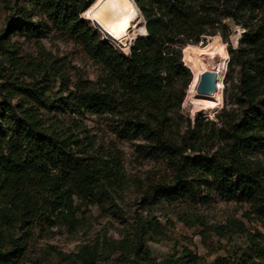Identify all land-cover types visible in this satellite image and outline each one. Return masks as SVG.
<instances>
[{
  "label": "trees",
  "instance_id": "16d2710c",
  "mask_svg": "<svg viewBox=\"0 0 264 264\" xmlns=\"http://www.w3.org/2000/svg\"><path fill=\"white\" fill-rule=\"evenodd\" d=\"M93 2L13 0L16 17L0 30V264H36L28 249L37 230L76 225L83 201L101 203L118 185L119 159L86 143L82 114L119 119L121 137L142 139L146 153L167 162L172 176L150 183L144 202L221 198L249 205L264 227V0H134L147 34L127 54L82 18ZM44 19L101 64L105 75L96 85L80 80L70 89L57 58L22 56L13 40L37 42ZM230 24L243 32L228 46L224 106L212 119L195 118L178 138L175 114L192 80L183 49L217 33L229 43ZM213 142L209 156L204 149ZM155 234L159 222L139 219L122 240L86 244L68 256L72 264H98L115 253L123 264H156L146 248ZM248 239L241 255L215 264L264 260V236ZM159 264L181 262L166 257Z\"/></svg>",
  "mask_w": 264,
  "mask_h": 264
},
{
  "label": "rangeland",
  "instance_id": "374dc122",
  "mask_svg": "<svg viewBox=\"0 0 264 264\" xmlns=\"http://www.w3.org/2000/svg\"><path fill=\"white\" fill-rule=\"evenodd\" d=\"M12 6L13 0H0V30L10 16L16 17V10H11ZM91 7L82 13V18L90 22L94 30L106 39L87 17ZM139 16L145 23L141 11ZM43 21L45 35L37 42L24 38L13 40L20 47L22 56L27 60L41 59L46 55L57 58L68 76L65 86L70 89L80 80L96 85L100 77L105 75L101 64L93 60L79 44L64 38L49 20ZM230 25L232 33L229 43L217 33L205 36L204 41L189 44L183 49V61L192 73V80L186 89L182 108L175 114L176 127H180L178 138L195 118L212 119L224 106L228 94L225 89L228 86V46H236L243 32V27ZM146 34L147 30L141 35ZM108 41L122 53L129 52V47L123 49L113 41ZM208 46H212V54L207 52ZM196 59L205 61L208 71L204 73L198 68L194 64ZM5 81L0 73V83L5 84ZM209 84L213 88L207 92ZM59 86L58 82L55 90ZM78 119L84 128L83 136H87L86 143L92 142L101 153L119 159L121 177L116 188L106 193L101 203L94 204L85 200L80 204L76 225L60 222L48 231L37 230L28 249L29 260L32 262L72 264L68 255L77 253L83 245L104 239L122 240L133 231L139 219L146 221L152 217L159 222L161 235H152L146 248L156 264L166 257L179 260L181 264H215L220 257L232 260L247 250L250 244L248 237L257 238L259 234L264 236L262 222L244 203L221 198H214L210 204L180 201L157 205L144 202L143 197L150 183L172 176L167 162L146 153L142 139L128 140L121 137L115 129L120 124L119 119L90 114H82ZM213 144L206 146L205 154H213L217 143ZM260 158L264 161V156ZM119 255L115 253L98 264H123ZM250 264H264V260L253 258Z\"/></svg>",
  "mask_w": 264,
  "mask_h": 264
},
{
  "label": "bare ground",
  "instance_id": "6f19581e",
  "mask_svg": "<svg viewBox=\"0 0 264 264\" xmlns=\"http://www.w3.org/2000/svg\"><path fill=\"white\" fill-rule=\"evenodd\" d=\"M91 5L87 17L104 35L108 33L118 41L123 40L127 44L124 48L128 47L133 38L146 31V25L139 16L140 10L134 0H94ZM207 52L212 54V46L207 47ZM194 64L204 73L208 71L205 61L196 59Z\"/></svg>",
  "mask_w": 264,
  "mask_h": 264
},
{
  "label": "water",
  "instance_id": "95a60500",
  "mask_svg": "<svg viewBox=\"0 0 264 264\" xmlns=\"http://www.w3.org/2000/svg\"><path fill=\"white\" fill-rule=\"evenodd\" d=\"M95 25V24H94ZM145 25H146V22H145ZM96 26V25H95ZM142 36V35H141ZM145 36V35H144ZM105 37H106V39L107 40H111V41H113L115 44H117L118 45V47H120V48H124V47H126V43L123 41V40H117V39H115V38H113V37H110L109 36V34L108 33H106L105 34ZM138 37H140V36H138ZM136 39V38H135ZM134 39V40H135ZM132 45V43L130 44L129 43V45H128V47H129V49H130V46ZM213 87H212V85L211 84H209L208 85V89L206 90L207 92H209V90H211Z\"/></svg>",
  "mask_w": 264,
  "mask_h": 264
},
{
  "label": "built area",
  "instance_id": "2783aa9c",
  "mask_svg": "<svg viewBox=\"0 0 264 264\" xmlns=\"http://www.w3.org/2000/svg\"><path fill=\"white\" fill-rule=\"evenodd\" d=\"M242 33V32H241ZM241 33H240V35H241ZM239 38H240V36H239ZM239 40V39H238Z\"/></svg>",
  "mask_w": 264,
  "mask_h": 264
}]
</instances>
